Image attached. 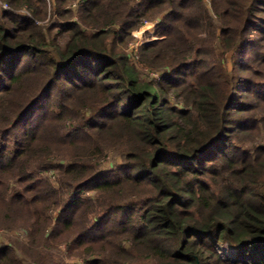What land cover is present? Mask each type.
Listing matches in <instances>:
<instances>
[{
  "label": "trees",
  "instance_id": "1",
  "mask_svg": "<svg viewBox=\"0 0 264 264\" xmlns=\"http://www.w3.org/2000/svg\"><path fill=\"white\" fill-rule=\"evenodd\" d=\"M3 1L0 264H264V0Z\"/></svg>",
  "mask_w": 264,
  "mask_h": 264
},
{
  "label": "rangeland",
  "instance_id": "2",
  "mask_svg": "<svg viewBox=\"0 0 264 264\" xmlns=\"http://www.w3.org/2000/svg\"><path fill=\"white\" fill-rule=\"evenodd\" d=\"M55 0H45L46 2V8H47V15L44 16L43 21H38V25H44L51 22L54 18L57 19V17L54 15L55 12V6H54ZM4 4H7L3 0H0V11L3 9H10L9 5L7 7L4 6ZM204 4L207 5V7L210 9V3L209 0H204ZM68 10H71L73 13L72 20L79 21L78 15H77V3L76 1L71 3L69 6H67ZM21 13H28L26 9H21ZM156 24L154 22H145L143 26L138 28L137 30H134L131 34V38L127 39L124 43H120L118 46V51H123L124 54H126L129 57L130 63L137 69V71L140 73V76L143 80H157L160 77L159 72H151L148 71L145 67H143L140 63V47L150 41H154L157 39L155 36V29ZM228 61L230 60V55H227ZM123 161V156L116 154L114 151H110L107 154V158L104 160V166L108 167L110 164L111 166L114 165H120ZM48 176L52 178V180H55L54 176L50 173H46ZM87 195H92L91 193H88ZM15 241V243H19V246L22 245H28V236L26 235L25 231L19 229V230H4L0 229V247L6 244H9V242ZM39 249H42L44 251H47L50 254H53L57 257H60L63 261L67 263H79L83 264L82 258H72L69 259L66 256V245L62 244L57 248H49V247H39ZM221 253L224 257L232 258V249L229 247H223L221 249ZM19 257L24 258L25 256L21 253V251H18ZM32 262L30 260H27V264H31Z\"/></svg>",
  "mask_w": 264,
  "mask_h": 264
},
{
  "label": "built area",
  "instance_id": "3",
  "mask_svg": "<svg viewBox=\"0 0 264 264\" xmlns=\"http://www.w3.org/2000/svg\"><path fill=\"white\" fill-rule=\"evenodd\" d=\"M5 7H7L8 5L7 4H4Z\"/></svg>",
  "mask_w": 264,
  "mask_h": 264
}]
</instances>
